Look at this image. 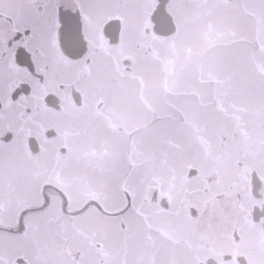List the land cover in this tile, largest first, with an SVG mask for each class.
Here are the masks:
<instances>
[{
    "label": "flooded vegetation",
    "instance_id": "af4514ba",
    "mask_svg": "<svg viewBox=\"0 0 264 264\" xmlns=\"http://www.w3.org/2000/svg\"><path fill=\"white\" fill-rule=\"evenodd\" d=\"M46 2L64 6L62 22L69 19L64 9L75 19V0H36ZM84 3L88 61L65 55L62 86L47 88L35 118L0 127V264H264V141L258 139V156H238L223 171L172 156L182 149V133L210 148L207 124L198 122L203 113L213 109L238 123L243 117L217 104L210 80L201 82L188 63L183 69L185 46L173 50L164 40L181 12L169 0ZM231 13L247 17L221 9L195 18L185 7L190 19L183 35L199 48L204 25ZM12 36L0 24L5 55L23 44ZM182 72L195 90H183ZM125 180L135 192V210L132 196L120 192ZM41 184L47 211L38 207ZM100 190L109 193L107 212L89 195ZM124 199L127 232L110 218L124 216L117 211Z\"/></svg>",
    "mask_w": 264,
    "mask_h": 264
},
{
    "label": "snow or ice",
    "instance_id": "6c2138e0",
    "mask_svg": "<svg viewBox=\"0 0 264 264\" xmlns=\"http://www.w3.org/2000/svg\"><path fill=\"white\" fill-rule=\"evenodd\" d=\"M5 4L7 7H4ZM168 6L181 12V16L175 18L174 32L164 38L173 50L183 42L185 25L190 19L183 15L185 7L193 11L195 18L211 17L221 9L239 10L244 16L252 18L251 32L237 27L235 21L230 24L209 21L199 34L202 42L199 48L194 49L190 44H185L187 63L201 82L207 79L215 85L216 102L222 105L235 81L243 74L248 62L246 53L251 50L264 56V0H188L187 5L185 0H169ZM63 7L61 4L47 2L40 5L36 0H0V24L10 26L13 40H23L17 52L8 55L0 52V127L10 129L13 119L26 122L35 118L41 96L47 88L62 86V74L66 71L65 55L80 56L85 62L88 61L89 40L86 29L89 18L84 0H75V19L71 9H64L69 14L66 23L60 19ZM50 10L54 11V17L50 18ZM73 33L79 38H74ZM58 44L62 47L58 48ZM260 70L264 75V64L260 65ZM260 88L264 95V80ZM96 103L99 105L102 101ZM2 146L3 140H0ZM46 187V184L40 185L41 203L38 206L44 211L48 210L44 207L46 201L43 196ZM120 192L132 196V209L135 210V192L126 180L121 182ZM89 195L105 212L108 211L105 207L109 199L108 192L92 191ZM48 207H51L50 198ZM127 208L128 201L124 199L123 208L117 209L124 216L110 217L118 220L117 227L122 232L130 230V223L125 218L130 214L125 212ZM67 211H73L70 201Z\"/></svg>",
    "mask_w": 264,
    "mask_h": 264
},
{
    "label": "rangeland",
    "instance_id": "374dc122",
    "mask_svg": "<svg viewBox=\"0 0 264 264\" xmlns=\"http://www.w3.org/2000/svg\"><path fill=\"white\" fill-rule=\"evenodd\" d=\"M233 21H235L237 27H242V24H244V29L246 28L249 32L253 29L252 18L244 17L240 19L237 13L225 16L221 23L230 24ZM194 42L195 38L183 35V42L180 45L185 46V44H194ZM194 48L197 49V47ZM254 54L251 50L246 53L248 62L244 66L243 74L235 81L232 91L224 100V105L229 110H234L233 117L237 118V114L243 116L241 121L238 123L233 120L232 116L213 114L215 113L213 109L209 110L212 114L203 113V116H198V122L204 123L198 124L204 126L207 124L208 133L206 136L211 141L210 148L207 151L204 150L200 145L191 143L188 133H182L178 137L182 149H174L172 156L188 158L189 161L194 160L199 165L200 163L209 162L212 163L211 166L205 165V168L219 167L221 171L231 166L230 163L238 156H258V139L261 138L264 141V95H262L260 88L262 80L259 79L260 65L264 64V56L257 52L255 64L251 65ZM186 64L184 57L181 58L180 65L183 69L188 67ZM177 78L186 92L195 90L198 87L196 84H187L189 75L186 72H182ZM254 78L256 81L252 83ZM211 87L215 92L213 83ZM199 90L202 92L203 87H199ZM213 104L212 102V106ZM198 109L202 108L198 106ZM243 129L245 132H243ZM224 136L227 138L225 141ZM156 155L157 153H151V156L156 157ZM228 172L233 174L234 168L230 167ZM232 177L234 176H230L229 183H232Z\"/></svg>",
    "mask_w": 264,
    "mask_h": 264
}]
</instances>
